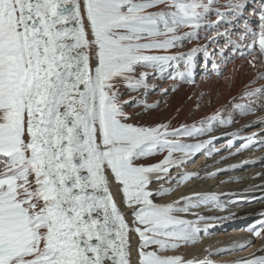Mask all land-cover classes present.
I'll use <instances>...</instances> for the list:
<instances>
[{
  "label": "snow or ice",
  "instance_id": "obj_1",
  "mask_svg": "<svg viewBox=\"0 0 264 264\" xmlns=\"http://www.w3.org/2000/svg\"><path fill=\"white\" fill-rule=\"evenodd\" d=\"M234 59L251 79L230 105L196 118L201 93L190 121L136 122L159 107L153 91L198 75L234 85L222 68ZM249 117L224 132L229 156L264 147V0H0V264H215L253 246L186 258L207 221L235 216L194 210L226 211L227 194L162 202L200 178L183 171L195 157L225 150L218 130ZM260 216L247 230L264 241ZM250 256L231 264H264V244Z\"/></svg>",
  "mask_w": 264,
  "mask_h": 264
},
{
  "label": "bare ground",
  "instance_id": "obj_2",
  "mask_svg": "<svg viewBox=\"0 0 264 264\" xmlns=\"http://www.w3.org/2000/svg\"><path fill=\"white\" fill-rule=\"evenodd\" d=\"M186 47H191V45H187ZM201 58L202 54L198 56V61ZM241 64L244 65L243 68H240ZM222 68L224 71V77H229L234 70H238V75L234 85H229V83L223 77H217L215 75L200 76L199 78L197 77L196 87L190 88L189 86L184 85L173 95V98L169 101L166 99L163 102H160V99L163 96L161 94H158L155 98L153 97L152 103L159 102V108L143 123L151 124L170 121L174 126H178L182 122L190 121L193 118V110L195 104L198 101V94L201 93L203 94V99L199 102L203 104V107L199 111H195L196 118L202 117L206 114H211L213 109L230 105L232 103V97L238 96L242 92L244 85L247 84L251 79V69L247 66L245 61L240 59H234L227 65H222ZM159 82V80L154 81L155 84H159ZM171 84L172 80L169 79L165 88ZM209 98L212 99V103L210 105L207 103ZM254 120L255 118L253 117H249L247 121L244 119H238L237 123L233 124L229 128L218 130L215 135L219 138L217 139L215 146L217 148H223L224 146L226 147V137H224L225 131L231 132L234 129L240 128L241 125L247 122H254ZM259 130L260 128L257 126L255 128L249 129L245 134L250 135L252 132ZM255 151L256 152L249 151L250 155H248L246 151L239 155L229 156V151L227 148H225L224 151L214 155L211 158L198 155L195 157L196 164L189 163L186 168L183 169V171L194 173L199 170L200 178L180 185L174 193L166 197L165 201H162L166 202L173 199H179L182 196L191 195L194 192L213 193L216 195L227 194L221 196V201H230V203L227 205V210L223 212L215 208H212L209 211L203 207L194 210L208 216H226L228 213H235L234 217L227 220L206 222L217 225L212 229H216L219 227L218 225H232L235 227V229L233 232H231V234H227L226 229L221 230L218 228V230H216L213 234L203 235L202 240L195 247H182L179 252L182 253L186 258H191L192 256L203 258L206 255V249L218 251L223 248H231L235 244L243 243L249 239L256 240V238L252 237L249 232H244V224H242L241 217L245 216L244 218H248L252 214H260L262 211H264V187H258L260 185H264V175H257L258 173L264 174V164L249 163L245 164L243 167H240L241 162L245 160L258 161L264 159V147ZM257 155L259 157L262 155L263 157L259 159L257 157L254 159L252 158V156ZM215 161L220 162L215 163ZM234 165L236 166L235 170L221 171L218 175L212 178H208L206 175L208 172H213L217 169H227ZM174 171L182 170L176 169ZM238 186H240V188H238ZM250 186H252L250 190L253 188V186H256L254 189L255 193L253 195L249 197L245 194L239 195L240 192H246L249 190L248 187ZM244 197H248L249 200L255 199L256 201L253 203L244 204ZM261 219L262 217L257 218L252 224H257V222ZM258 241L260 246L251 251L248 250L246 253H240V250H235L222 255H213L211 259L215 262V264H231L232 261L238 260L242 257L251 258L250 254L257 252V249H259L262 244H264V241Z\"/></svg>",
  "mask_w": 264,
  "mask_h": 264
},
{
  "label": "rangeland",
  "instance_id": "obj_3",
  "mask_svg": "<svg viewBox=\"0 0 264 264\" xmlns=\"http://www.w3.org/2000/svg\"><path fill=\"white\" fill-rule=\"evenodd\" d=\"M200 69V67H198V71H200L199 70ZM200 77V75H198V78ZM167 81L168 80H163V81H160L159 82V84L161 85V87H166V83H167ZM150 83H153V84H155L154 83V81H150ZM182 88V87H181ZM180 88V89H181ZM179 89V90H180ZM178 90V91H179ZM178 91H175V92H168L167 94H164L163 96H162V98L160 99V102H163L164 100H166L167 99V101H169V100H171L172 98H173V95L176 93V92H178ZM160 95L161 93L160 92H158V91H153V92H151L148 96H147V100H148V102H151L152 103V100H153V97L155 98L157 95ZM133 95H135V94H133ZM162 95V94H161ZM159 108V107H158ZM157 108V109H158ZM157 109H156V111H157ZM130 111H133V110H136V111H139V109H129ZM154 113V112H153ZM152 113V114H153ZM151 114V115H152ZM149 116L150 115H145V116H137L136 117V122H138V123H143V122H145L148 118H149ZM224 149L226 148L225 146L223 147ZM260 148H262V147H260ZM259 149V148H258ZM258 149H256V150H258ZM247 153H248V155H250L249 154V151H247ZM252 155V154H251ZM255 157H257L258 159L259 158H261V157H263L262 155H260V157L257 155V156H252V158L254 159ZM197 162V161H196ZM195 163V162H194ZM196 164V163H195ZM194 164V165H195ZM252 186H250V187H248L249 188V190H245L246 192H240V194L239 195H247L248 197L249 196H251V195H253L254 193H255V187L256 186H253V188L250 190V188H251ZM238 188H240V186H238ZM239 190V189H238ZM238 190H235V191H238ZM237 193V192H236ZM246 198V197H244L245 199H243L244 200V204H249V203H253V202H255L256 200L255 199H251V200H249V198ZM258 200H261V199H258ZM229 203H230V201H228ZM228 203V204H229ZM239 203H240V201H239ZM233 204H235V203H233ZM245 216H242L241 217V221H242V224H244L243 225V230H244V232H249L247 229H248V227L250 226V225H253L252 223L254 222V220H256L257 218H261V216H260V214L258 213V214H252L250 217H248V218H244ZM219 227H217L216 229H211V231H210V233L211 234H213L216 230H218V228H220L221 230H223V229H226V233L228 234H231V232H233V230L235 229V227L234 226H232V225H228V226H225V225H218ZM221 230H219V231H221ZM218 231V232H219ZM251 235H252V233L251 232H249ZM260 246V243H259V241L256 239V240H254V244H253V246H251V247H247V248H245L243 251H241L240 250V253H246L248 250L249 251H251V250H253V249H256V248H258Z\"/></svg>",
  "mask_w": 264,
  "mask_h": 264
}]
</instances>
